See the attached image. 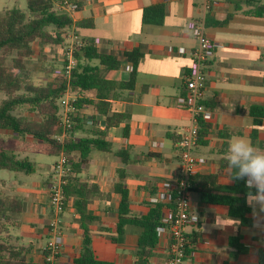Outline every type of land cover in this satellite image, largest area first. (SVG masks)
I'll use <instances>...</instances> for the list:
<instances>
[{"label":"crops","instance_id":"obj_1","mask_svg":"<svg viewBox=\"0 0 264 264\" xmlns=\"http://www.w3.org/2000/svg\"><path fill=\"white\" fill-rule=\"evenodd\" d=\"M75 1L79 8L68 14L72 25L67 35L72 31L77 33L75 23L86 22L82 34L94 42L99 53L111 55L118 62L116 69L106 73V79L127 81L132 64L126 55L133 51L140 55L129 89L118 92L110 100L111 110L127 117L126 135L122 125L105 130L108 151L92 149L79 172H73L77 183L83 184V191H87V210L94 217L93 221L85 222L94 257L112 264H132L141 228L127 225L123 235L115 233L120 202L115 185L120 184L126 190L130 214L141 217L148 212L150 198L177 177V142L190 122L189 113L182 106L183 85L191 51L197 45L188 23L203 20L204 25L207 23L206 35L216 43L214 56L205 69L207 86L201 102L212 113L210 132L205 142L194 150L205 161L196 166L193 176H214V186L227 187L232 185L225 158L230 139L245 136L253 145L264 148V118L260 119L252 139L254 119L249 113L251 107H264V17L255 14V6L248 0ZM206 2L208 9L204 8ZM157 5L164 7L163 23L144 24L142 10ZM227 15L230 17L225 24H213ZM34 44L36 54L42 53L44 46ZM179 49L184 52L180 54ZM80 112L84 125L73 134L75 139L90 137L92 122L104 130L105 118L95 114L92 107L85 106ZM0 138L12 140L16 135L0 131ZM119 151L125 152V163L118 156ZM15 155L33 164V172L23 174L38 173L39 179L23 180L19 172L9 171L12 172L9 178L0 177V194L24 203V209L13 216L17 226L9 229L10 239L16 246L27 249L32 260L39 263L50 217L45 186L57 156L31 152ZM69 156L73 164L79 163L77 152ZM74 200L73 195L67 198L62 215L58 264H73L80 253L82 222ZM248 206L246 218L250 225H242L239 219L230 216L227 206L200 202L193 188L190 213L196 220L188 225L186 234L188 242L194 243L189 246L183 264H258L257 251L264 249V192L250 196ZM163 215L167 223L170 220L167 208ZM235 235H239L242 250L230 244V238ZM168 244V233H164L158 238L148 264H160Z\"/></svg>","mask_w":264,"mask_h":264},{"label":"trees","instance_id":"obj_2","mask_svg":"<svg viewBox=\"0 0 264 264\" xmlns=\"http://www.w3.org/2000/svg\"><path fill=\"white\" fill-rule=\"evenodd\" d=\"M247 2L255 6L254 12L257 16L264 17V4H261V0ZM76 3L79 6V3ZM229 17L230 15H227L224 20L213 24H225ZM141 20L144 24L161 25L164 20V7L157 5L144 8ZM85 24L86 22L75 23L82 44L74 51L77 64L69 78L66 79L60 74L53 75L49 69H43V77L40 78L29 64L36 54L33 44L62 48L67 40L68 29L72 25L71 18L67 13L54 8V0H26V13L18 9H5L0 14V94L3 95L0 100V131H9L16 135V139L12 140L0 138V170L25 174L33 172V164L26 158L18 159L16 152H31L53 157L60 153L69 155L77 152L80 161L72 165L73 172L77 173L92 149L108 151L109 143L104 139L105 130L122 125L123 133L126 135L127 117L113 112L110 100L114 99L118 92L129 89L140 55L136 51L126 55L132 64L127 81L106 79V73L116 69L118 62L111 55L99 53L94 42L82 34ZM92 61H96L97 64H90ZM66 94L69 95L68 104L71 111L68 113L67 123H64L61 99ZM201 105L205 107L202 103ZM85 106L92 107L95 114L105 118L104 130L96 128L92 122L91 136L75 139L73 134L84 125L80 111ZM249 113L254 119L251 134L253 139L260 126V119L264 118V107H251ZM209 132V123L200 118L198 144L205 142ZM27 137L30 141L26 140ZM58 137L62 139L58 140ZM117 154L125 163V152L119 151ZM230 179L232 185L216 187L213 184L214 176H191L189 190L195 188L202 203L227 206L230 216L239 219L242 225H250L246 218L249 212L248 198L257 193V190L246 188L243 180H232L231 176ZM207 184L210 186H205ZM83 186L71 176L64 188L66 199L71 195L75 196L73 205L82 222L80 253L73 259V264H112L99 261L93 255L90 232L85 222L93 221L94 217L87 210V191H83ZM115 191L120 195V202L114 231L117 236H121L127 225L141 228L132 264H148L158 243L156 229L167 225L163 214L170 206L148 202L149 209L146 215L133 216L130 214L126 190L118 184L115 185ZM23 209L24 203L18 198L0 194V264H46L43 256L42 260L36 263L27 249L11 242L9 229L17 226L13 216ZM238 239L239 235L230 238V244L242 250ZM193 243L189 241V246ZM257 255L258 264H264V249H259Z\"/></svg>","mask_w":264,"mask_h":264},{"label":"built area","instance_id":"obj_3","mask_svg":"<svg viewBox=\"0 0 264 264\" xmlns=\"http://www.w3.org/2000/svg\"><path fill=\"white\" fill-rule=\"evenodd\" d=\"M54 8L57 11L72 14L78 10L79 6L74 0H54ZM204 8L208 9L207 2ZM188 29L197 43L191 51L190 64L183 85L182 106L188 111L190 122L180 134L177 142L179 162L176 179L149 200L150 203L159 202L170 206L167 208L170 213V220L166 223L167 225L156 229L158 238L164 233H168L169 236L167 252L159 260L160 264H183L188 255L189 242L186 228L196 220V217L190 213L189 179L193 176L196 166L205 161L203 157L194 154V150L198 146V121L201 118L209 123L212 117L210 109L203 107L201 102L207 86L205 69L214 56L216 43L206 35L203 20L190 21ZM81 44V39L75 31L67 35V42L62 47V66L58 73L66 79L69 78L71 71L77 64L74 51ZM178 52L182 54L184 50L179 49ZM70 111L71 107L67 101L62 114L64 123H67V116ZM57 139L61 140L62 137ZM72 165L70 156L60 153L52 166L50 177L45 186L50 209L47 241L42 248L43 259L46 264H58L63 237L62 215L67 204L64 188L68 178L73 176Z\"/></svg>","mask_w":264,"mask_h":264},{"label":"clouds","instance_id":"obj_4","mask_svg":"<svg viewBox=\"0 0 264 264\" xmlns=\"http://www.w3.org/2000/svg\"><path fill=\"white\" fill-rule=\"evenodd\" d=\"M225 158L232 180H243L249 190L256 188L257 192H264V148L236 135L230 139Z\"/></svg>","mask_w":264,"mask_h":264},{"label":"rangeland","instance_id":"obj_5","mask_svg":"<svg viewBox=\"0 0 264 264\" xmlns=\"http://www.w3.org/2000/svg\"><path fill=\"white\" fill-rule=\"evenodd\" d=\"M5 9H18L21 12L26 13V0H0V14L2 13L3 10ZM34 47L37 51V45L34 44ZM61 62H62V48L61 47H56V46H44L43 47V52L40 54H36L34 56L29 64L32 66L33 70L39 76L40 78L43 77L42 75V70L43 69H49L52 70L53 75H57L60 70H61ZM38 80V79H37ZM3 98V95L0 94V100ZM69 98V95L66 94L62 97L61 99V105L65 107V104L67 103ZM31 116V115H30ZM39 157L41 158H50L46 156L40 155ZM7 170H0V177L2 178H9V175H11ZM20 177H23L22 179H39V174L35 175H25L21 172Z\"/></svg>","mask_w":264,"mask_h":264}]
</instances>
